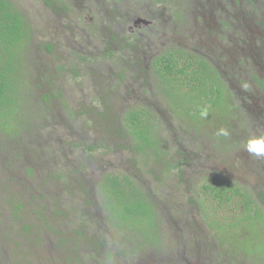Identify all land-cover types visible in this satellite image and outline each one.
<instances>
[{"label": "trees", "instance_id": "obj_1", "mask_svg": "<svg viewBox=\"0 0 264 264\" xmlns=\"http://www.w3.org/2000/svg\"><path fill=\"white\" fill-rule=\"evenodd\" d=\"M26 1L0 0V264H264V0Z\"/></svg>", "mask_w": 264, "mask_h": 264}, {"label": "clouds", "instance_id": "obj_2", "mask_svg": "<svg viewBox=\"0 0 264 264\" xmlns=\"http://www.w3.org/2000/svg\"><path fill=\"white\" fill-rule=\"evenodd\" d=\"M208 114L209 109L207 106L200 109L201 118H207ZM214 135L217 137H229L231 133L227 128L221 127L217 129ZM244 150L250 155L264 157V132L252 133L249 135L244 144Z\"/></svg>", "mask_w": 264, "mask_h": 264}, {"label": "rangeland", "instance_id": "obj_3", "mask_svg": "<svg viewBox=\"0 0 264 264\" xmlns=\"http://www.w3.org/2000/svg\"><path fill=\"white\" fill-rule=\"evenodd\" d=\"M77 1H79V0H77ZM24 4H25V7H29V8H31V4H30V2H28V1H26V0H24ZM37 21H38V23L37 24H39V25H42L41 24V21H40V19L37 17ZM48 22V21H47ZM47 22H44V24H47ZM40 29H41V27H40ZM42 31V30H41Z\"/></svg>", "mask_w": 264, "mask_h": 264}]
</instances>
